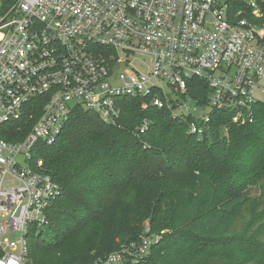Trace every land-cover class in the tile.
<instances>
[{
  "label": "built area",
  "instance_id": "1",
  "mask_svg": "<svg viewBox=\"0 0 264 264\" xmlns=\"http://www.w3.org/2000/svg\"><path fill=\"white\" fill-rule=\"evenodd\" d=\"M259 1L16 0L4 12L0 3V264H40L28 236L50 224L60 194L41 155L77 107L113 122L123 99L148 101L199 138L220 113L252 120L264 25L246 14L260 16ZM149 232L87 264L145 256L159 239Z\"/></svg>",
  "mask_w": 264,
  "mask_h": 264
},
{
  "label": "trees",
  "instance_id": "2",
  "mask_svg": "<svg viewBox=\"0 0 264 264\" xmlns=\"http://www.w3.org/2000/svg\"><path fill=\"white\" fill-rule=\"evenodd\" d=\"M15 1L0 0L2 12ZM261 1L260 16H246L264 25ZM120 109L106 122L77 107L42 153L60 194L48 211L50 237L28 236L30 258L87 264L149 228L159 239L123 264H264V184L250 195L264 183V102L243 124L220 113L202 138L148 101L123 99Z\"/></svg>",
  "mask_w": 264,
  "mask_h": 264
},
{
  "label": "rangeland",
  "instance_id": "3",
  "mask_svg": "<svg viewBox=\"0 0 264 264\" xmlns=\"http://www.w3.org/2000/svg\"><path fill=\"white\" fill-rule=\"evenodd\" d=\"M262 3H264V0L261 1ZM261 4V3H260ZM256 97L257 99H259L260 101H263L264 102V92H262L261 90H257L256 91ZM189 105H194V103H190L188 102ZM206 110H210V108H207ZM198 111H201L200 107H198ZM199 114V112H197ZM225 133V131H224ZM263 182L260 183L259 185L253 187L250 191V195L254 198V197H257L258 195H260L262 193V189H263ZM146 224V223H145ZM147 225V224H146ZM40 231H43V235H44V238L48 239L50 237L49 235V225H46V226H42L41 228H39V230L37 231L40 232ZM157 235V234H156ZM12 237L14 238H17L18 237V234H12L11 235ZM159 236V235H157ZM126 244H122L120 248L114 250V251H118V250H121Z\"/></svg>",
  "mask_w": 264,
  "mask_h": 264
}]
</instances>
